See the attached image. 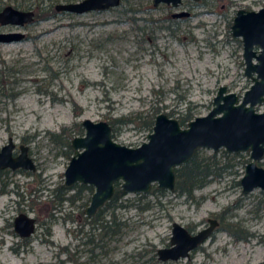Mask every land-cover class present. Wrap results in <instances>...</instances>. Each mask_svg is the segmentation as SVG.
<instances>
[{"label":"rangeland","instance_id":"obj_1","mask_svg":"<svg viewBox=\"0 0 264 264\" xmlns=\"http://www.w3.org/2000/svg\"><path fill=\"white\" fill-rule=\"evenodd\" d=\"M76 1L80 0L55 4ZM204 2L195 6L182 0L174 8L165 3L154 6L152 0H124L105 10L42 16L23 26L0 25V31L24 33L19 41L0 43V147L11 137L15 153L19 144L26 145L36 165L31 175L8 168L2 174L0 264L151 262L158 248L169 246L173 222L194 226L196 232L208 225L207 218L219 222L214 215L225 209V220L236 222L246 232L245 239L234 240L216 229L189 257L154 264L264 261V190L244 193L237 184L244 172L242 161L248 160L246 152L230 156L233 165L194 189L193 199L167 190L142 200L139 193H127L121 199L126 206L115 205L116 219L123 225L112 238L100 240L99 229L81 226V210L89 201L82 203L90 193L52 209L51 190L63 182L69 158L51 141V132L84 119L109 122L121 116L141 117L154 109L174 118L190 110L194 118L209 112L219 86L239 96L249 87L242 44L230 26L237 9L257 10L264 0ZM180 11L190 14L172 22L171 15ZM135 120L116 127L114 140L132 147L145 141L149 131L139 129ZM222 150L216 153L224 162ZM198 153L208 156L213 151L200 148ZM259 163L264 166V158ZM20 212L36 218L26 244L13 229ZM52 212L56 219L50 222ZM103 215L108 218L107 212Z\"/></svg>","mask_w":264,"mask_h":264},{"label":"water","instance_id":"obj_2","mask_svg":"<svg viewBox=\"0 0 264 264\" xmlns=\"http://www.w3.org/2000/svg\"><path fill=\"white\" fill-rule=\"evenodd\" d=\"M182 0H153V4H170L176 8ZM198 1V0H194ZM121 0H80L55 4L57 11L81 14L91 10L117 7ZM189 11L173 16L189 15ZM32 9L23 10L12 5L0 9V25L23 26L34 20ZM231 34L242 44L243 73L251 81L242 95L231 92L225 85L218 87L212 107L202 116L181 126L178 119L164 112L155 115L151 131L138 146H128L114 140L108 121H81L83 133L72 137L73 154L63 171V184L83 183L92 186L89 202L84 208L92 217L109 201L115 183L126 193H147L153 185L174 191L175 168L186 162L200 148L226 153H248V161L239 183L242 192L254 188L264 190V6L259 9L239 8L230 26ZM24 38L20 31H0V43H10ZM262 107V110L259 108ZM8 138L0 147L1 169L34 171L36 165L24 144L17 146ZM209 224L191 233L184 225L173 222L169 246L156 250L161 261L187 258L190 252L206 241L218 226L215 218ZM36 219L20 212L13 219V229L20 237L34 232Z\"/></svg>","mask_w":264,"mask_h":264},{"label":"trees","instance_id":"obj_3","mask_svg":"<svg viewBox=\"0 0 264 264\" xmlns=\"http://www.w3.org/2000/svg\"><path fill=\"white\" fill-rule=\"evenodd\" d=\"M122 1L124 0H121V2ZM56 2H58V0H31V1L14 0L13 6L19 9H33L35 11L34 21H36L42 16L49 17L59 13L62 14L66 12V11H57L55 9ZM4 5H5L4 1L0 0V9ZM194 5L203 6L206 5V3L204 2V0H199L197 2H194ZM171 20L172 22L174 21L173 18ZM236 40L240 43L239 39ZM157 112L158 110L154 109L150 113L141 117L121 116L109 120V123L111 124L112 127V136L113 137L115 136L116 127H118L119 125L133 123L136 121L135 118H138L139 129L144 131H151L154 117L157 114ZM169 115L171 116V114ZM192 118H193L192 112L190 110H187L186 112L181 113L180 115L177 116V119L181 126H185L186 123ZM82 133H83V128L81 126V123H74L72 128L62 127L59 132H51L50 139L55 144L60 145L63 148V153L65 154V156L70 158L71 155L73 154V149L71 147L70 141L72 137L76 135H81ZM198 150L199 149H197L186 162L175 168V187L173 192H175L176 195H183L185 196V198L193 199L194 189L202 186L212 178L221 177L223 171H225L228 167L230 168L233 165V163L231 164L229 162L228 158L230 156L234 158L235 156L240 155V153H233L232 155H229L228 153L222 150V154L226 156V161L222 162L218 158L216 152H213L208 156H202L201 154L198 153ZM247 161L248 160L245 159L242 162L245 165ZM4 171L5 169L0 170V183H2V186H0V193H2L5 190L3 185L4 182L2 180V174ZM17 171L23 172L25 174H30V175L32 174V171H28L21 168H18ZM237 184H240L239 181H237ZM152 188L147 193L137 194V198L142 200L145 197H147L149 194H155V193L163 194L165 191L163 189L157 188L156 186H153ZM51 191L53 193V199L51 201L52 209L54 210L57 208V205L62 204V202L64 201H69L70 203H73L75 200L82 199L84 192H87L88 194L90 193L91 195L93 188L92 186L83 183H75L71 186H65L63 182H61L60 184L52 188ZM17 194L21 196L20 193ZM126 194L127 193L124 192L119 187V183L116 182L115 190L111 199L107 201L104 204V206L96 212L94 216L88 217L89 219H87L85 215V217L83 218L84 221L83 223H81V226H83L84 224H90L91 227L95 229H99L100 240H102L104 236L105 237L107 236L108 238H112L113 236L118 234L120 232V228L122 227L123 223L116 219L114 209L116 206H126V204L124 205L121 202V199H126L125 198ZM90 195L86 197L82 205L87 204ZM145 206H147V204H145L144 206H139V208H144ZM225 210H222L221 212L214 215L215 217L218 218L220 223L217 230H223L227 232L230 236L234 238V240L245 239L246 232L236 222L225 220L224 218L226 214ZM104 212L108 213V218H106L103 215ZM81 213H83L84 215V209L81 210ZM50 219H51L50 222L56 219V216L54 215L53 212L50 214ZM187 228L190 230L192 227L187 226ZM47 232L49 233L48 230ZM20 240L23 244H26L28 238H21ZM199 246L197 248H199ZM62 250L68 253V250L65 247H62ZM69 258H71V254L69 255ZM158 260L159 259L154 258L153 260L154 262L142 261L138 264H154ZM258 264H264V261Z\"/></svg>","mask_w":264,"mask_h":264},{"label":"flooded vegetation","instance_id":"obj_4","mask_svg":"<svg viewBox=\"0 0 264 264\" xmlns=\"http://www.w3.org/2000/svg\"><path fill=\"white\" fill-rule=\"evenodd\" d=\"M191 1H193V2H197V1H194V0H191ZM198 1H199V0H198ZM152 2H153V0H152ZM158 4H159V3H158ZM158 4H157V5H158ZM153 5H154V4H153ZM169 5H170V4H166L167 7H169ZM154 6H156V5H154ZM170 6H171V5H170ZM188 16H189V15H183V16H173V14L171 15V17H172V18H175V19H176V18H181V17H188ZM172 18H171V19H172ZM230 32H231V31H230ZM232 36H233V35H232ZM238 38H239V37H238ZM239 39H240V38H239ZM240 42H241V40H240ZM243 64H244V63H243ZM15 149H16V147H15ZM17 150H18V149H17ZM1 170H2V169H1ZM35 219H36V218H35ZM208 219H209V218H207L206 221H207V223L209 224ZM218 224H219V222H218ZM217 228H218V226H216V228L214 229V231H216ZM187 229H188V228H187ZM195 229H196V228L193 226L190 230H189V229H188V230H189L191 233H194V232H195ZM214 231H213V232H214ZM213 232H212V233H213ZM19 237H20V236H19ZM20 238H25V237H20ZM27 238H29V237H27Z\"/></svg>","mask_w":264,"mask_h":264}]
</instances>
